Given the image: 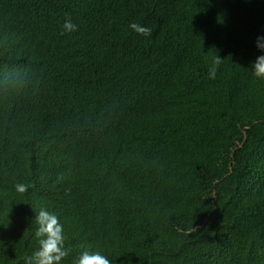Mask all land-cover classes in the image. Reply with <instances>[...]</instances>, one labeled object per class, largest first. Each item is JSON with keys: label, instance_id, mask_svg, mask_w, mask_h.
Here are the masks:
<instances>
[{"label": "trees", "instance_id": "obj_1", "mask_svg": "<svg viewBox=\"0 0 264 264\" xmlns=\"http://www.w3.org/2000/svg\"><path fill=\"white\" fill-rule=\"evenodd\" d=\"M258 37L264 0H0V264L42 209L60 264H264Z\"/></svg>", "mask_w": 264, "mask_h": 264}, {"label": "clouds", "instance_id": "obj_2", "mask_svg": "<svg viewBox=\"0 0 264 264\" xmlns=\"http://www.w3.org/2000/svg\"><path fill=\"white\" fill-rule=\"evenodd\" d=\"M130 28L140 35H151V28L141 26L137 23L130 24ZM63 29L67 32L77 30V25L71 20L64 23ZM257 48L264 51V37L257 38ZM223 60L216 56L213 60V67L209 69V78L214 79L218 66ZM253 74L257 78L264 79V55L257 57L252 65ZM29 186L18 183L15 190L18 193H26ZM38 228L35 236L39 241V248L31 256L25 257V264H60V262L69 254V250L64 248L63 226L58 217L47 210L42 209L35 219ZM73 264H111L109 259L100 252L90 253L84 251Z\"/></svg>", "mask_w": 264, "mask_h": 264}]
</instances>
